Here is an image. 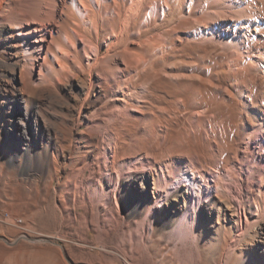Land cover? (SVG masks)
Segmentation results:
<instances>
[{"label": "rangeland", "instance_id": "1", "mask_svg": "<svg viewBox=\"0 0 264 264\" xmlns=\"http://www.w3.org/2000/svg\"><path fill=\"white\" fill-rule=\"evenodd\" d=\"M35 4L40 5L36 19L24 14V21L13 23L7 17L10 11L20 14L24 5ZM102 5V0H5L0 7V264H264V179L242 199L225 190L220 179H214L215 186L211 177L192 185L190 175H179L184 163L192 171H210L200 115L194 131L183 129L188 116L184 114L164 141L152 142L145 161L150 171L134 164L122 172L114 167L101 173L94 164L79 173L75 186L63 188L65 170L48 168L51 151L64 135L73 134L79 150L86 149L89 135L95 132L88 122L101 120L111 109L117 87L131 92L132 108L117 143L123 148L120 154L132 158L141 150L146 128L153 133L155 125L147 120L143 128L140 112L163 105L154 96H143L145 78L133 58L126 63L133 72H128L129 67L115 73V65L123 66L119 53L137 42L139 25L136 22L128 36L114 40L124 17L104 11ZM172 23L171 18L165 27ZM197 45L195 41L192 49L175 55L167 49L157 51L149 68L162 74L153 95L166 99L170 90L182 97L187 111L197 110L198 87L178 75L185 65H194L196 74L215 69ZM171 67L177 69L174 74L181 85L170 80ZM20 91L33 112L57 120L54 128L47 123L56 139L44 128L36 139L13 131L10 102ZM100 105L104 110H99ZM94 141L98 152L101 142ZM38 152L43 154L42 171L34 169ZM238 159L236 184L242 180L246 188L254 169ZM58 160L65 161L62 156ZM143 176L149 178L144 192ZM161 189L163 194L155 201L153 195Z\"/></svg>", "mask_w": 264, "mask_h": 264}, {"label": "bare ground", "instance_id": "2", "mask_svg": "<svg viewBox=\"0 0 264 264\" xmlns=\"http://www.w3.org/2000/svg\"><path fill=\"white\" fill-rule=\"evenodd\" d=\"M4 1L0 0V7ZM102 3L104 11L115 14L117 17L121 15L124 17L121 31L114 36V40L128 36L136 22L139 25V31L135 37L137 42H131L130 47L126 46L119 53L123 66L114 64L115 73L121 74L122 71H126V68L129 69L130 66L126 64L130 61L128 57L133 58L132 61L141 64L145 78L141 87L143 96L145 98L154 96L157 104L163 105H156L155 111L140 112L138 119L144 121L143 128H146L147 120L155 125L153 133L147 129L148 127L146 128V139L141 150H136L132 158L126 156L124 152L120 154V149L123 148L117 143L123 127L130 119L132 108L128 101L131 92H127L128 89L122 86L117 87L116 98L113 100L111 109L103 114L104 117L101 120L88 122L95 132L89 135L84 151L79 150L76 136L73 134L69 137L64 135V140L57 143L55 151H51L48 168L54 172L60 168L65 170V180L61 183V187L75 186L79 173L87 167H93L94 164H97L96 170L102 171L101 173L112 172L114 167L122 172L129 165L134 164H141L142 167H139L143 171H150L145 161L148 160V150L153 148L152 142L158 139L164 141L169 128L173 129L175 125H179L185 117L184 114H188L183 129L198 127L202 118L203 123L200 125H202L205 140L208 141L210 156L206 159L209 161L207 167L210 171L206 170L207 175L202 168L192 171L190 166L184 163L181 165L182 169L178 171L179 175H190L189 182L191 181L192 185L199 181H206L205 177H211L213 180L220 179L223 181L225 190L241 195L244 199L247 190L260 186V182L264 179V0H102ZM31 8L24 5L20 14L10 11L7 17L13 23L24 21L22 19L24 14L36 19L35 15L40 5L35 4ZM43 16L41 15L40 19ZM171 18L173 23L165 27L166 22ZM150 31L153 33L148 36L147 33ZM195 41L198 43L196 47L199 52L207 55L206 60L215 69L212 72L199 71L196 74L197 69L194 65V67L185 65L183 73L178 75L189 78L190 85L197 83L198 90L195 93L197 95L194 97V106L197 110L187 111L182 97L173 96L170 90L166 91V99L161 100L153 95V91L159 86L158 81L162 74L161 70L150 71L149 68L157 51L161 53L163 49L165 51L167 49L169 54L175 55L179 51L192 49ZM166 45L169 46L165 47ZM11 69L15 72L14 67ZM133 70L130 67L128 72ZM176 70L174 67L170 68L169 78L180 84V78L174 74ZM169 85L173 86L174 83L171 82ZM23 91L14 95L10 102L13 108L12 123L10 122L13 131H17L16 133L24 138L36 139L39 131L44 128L50 138L52 135L55 136L47 123L54 128L57 120L37 110L33 112L27 105ZM99 110H104L101 105ZM192 130L194 131L193 128ZM54 138L56 139V136ZM95 139L101 142L98 152H95L97 146ZM230 153L233 154V158H230ZM59 156L65 160L63 163L59 162ZM91 157L93 161H89ZM238 157L246 160L247 164L254 169L253 179L246 188L243 187L242 180L236 184V167L240 162ZM33 159H35L34 169L42 171V152L36 153ZM242 176L245 177L246 173ZM148 180L146 176L142 180L140 185L142 192L147 189ZM181 185L184 184L181 183ZM215 185H217L216 181ZM161 186L165 187V183ZM204 189L207 193L209 192L207 184H204ZM162 194V189L155 191L153 195L155 201ZM182 199L185 201V198ZM209 200H212V196Z\"/></svg>", "mask_w": 264, "mask_h": 264}]
</instances>
